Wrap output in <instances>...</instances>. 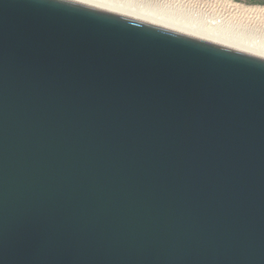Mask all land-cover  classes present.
Instances as JSON below:
<instances>
[{"label":"water","instance_id":"95a60500","mask_svg":"<svg viewBox=\"0 0 264 264\" xmlns=\"http://www.w3.org/2000/svg\"><path fill=\"white\" fill-rule=\"evenodd\" d=\"M0 264H264V58L0 0Z\"/></svg>","mask_w":264,"mask_h":264},{"label":"bare ground","instance_id":"6f19581e","mask_svg":"<svg viewBox=\"0 0 264 264\" xmlns=\"http://www.w3.org/2000/svg\"><path fill=\"white\" fill-rule=\"evenodd\" d=\"M264 58V6L234 0H79Z\"/></svg>","mask_w":264,"mask_h":264},{"label":"rangeland","instance_id":"374dc122","mask_svg":"<svg viewBox=\"0 0 264 264\" xmlns=\"http://www.w3.org/2000/svg\"><path fill=\"white\" fill-rule=\"evenodd\" d=\"M237 2H241L243 4H249V5H262L264 6V0H251L252 3L248 2L249 0H236Z\"/></svg>","mask_w":264,"mask_h":264},{"label":"trees","instance_id":"16d2710c","mask_svg":"<svg viewBox=\"0 0 264 264\" xmlns=\"http://www.w3.org/2000/svg\"><path fill=\"white\" fill-rule=\"evenodd\" d=\"M248 2L252 3V1H251V0H249Z\"/></svg>","mask_w":264,"mask_h":264}]
</instances>
